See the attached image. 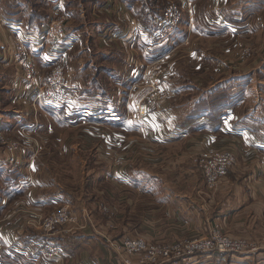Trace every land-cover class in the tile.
Here are the masks:
<instances>
[{"label":"crops","instance_id":"obj_1","mask_svg":"<svg viewBox=\"0 0 264 264\" xmlns=\"http://www.w3.org/2000/svg\"><path fill=\"white\" fill-rule=\"evenodd\" d=\"M5 1L0 0V16L29 32L47 26L48 21L34 18L31 0H9L18 3L13 11ZM169 1L178 2L171 7L179 12L176 23L156 13L162 5L150 0H51L50 13L71 16L65 36L44 46L31 44L28 51L41 83L56 63L65 66L73 99L56 110L35 99L37 89L25 83L11 59L8 38L15 29L0 31V264H139V254L115 249L109 239L139 235L149 243L172 244L214 226L247 237L258 249L202 254L196 264H264V89L250 86L264 81V59L243 71L234 68L226 80L203 91L206 77H199L205 73L191 70L221 63L216 52H230L236 39L264 30V0ZM74 2L81 13L72 9ZM158 59L167 69L162 76L166 103L153 102L149 114L136 120L127 115L126 102L143 80L139 63ZM224 88L227 99L218 106L214 101ZM189 93L192 100L186 102ZM193 104L199 105L190 108ZM10 139L21 143L15 162L6 160ZM156 146L176 147L174 156L181 151L172 160L175 170L155 172ZM205 148L236 156L214 187L197 163L183 156V149L190 155ZM84 157L95 161L86 168L91 181L78 195L59 176L75 172V160ZM66 203L73 210L90 209L93 223L56 235L65 255L48 259L39 249V232L26 220Z\"/></svg>","mask_w":264,"mask_h":264},{"label":"built area","instance_id":"obj_2","mask_svg":"<svg viewBox=\"0 0 264 264\" xmlns=\"http://www.w3.org/2000/svg\"><path fill=\"white\" fill-rule=\"evenodd\" d=\"M191 10V9H190ZM66 14L59 17L53 14L47 26L42 30H24L19 23L7 20L0 16V31L6 32L15 29L8 38L11 59L20 71L25 83L37 89L35 99L43 107L57 108L68 106L73 99L70 83L65 74V66L56 63L51 69L47 80L40 82L34 62L30 58L28 48L31 44L44 46L47 42L61 40L65 36ZM24 33L31 35L25 39ZM29 43V44H28ZM0 46H4L0 41ZM156 60L148 64L145 71V83L134 93L126 104L127 115L136 120L145 118L153 102L166 99L162 91V70ZM134 89L137 87L134 85ZM21 132L26 134L25 128ZM7 140H4L6 142ZM8 156L6 160H18L21 143L18 139L7 142ZM197 165L202 172L209 187H214L227 174L236 163V156L228 150L205 148L197 152ZM103 209H108L104 205ZM28 226L37 230L41 236L39 249L41 254L48 259H60L65 255L63 247L56 239V235L68 231L83 229L93 223V216L89 209L75 212L71 205L61 204L48 213L33 212L26 220ZM115 249L126 250L140 255L139 264H196L195 257L202 254L256 251L258 245L245 236L232 235L218 226L211 227L205 234L194 236L178 243L158 244L149 243L139 235L124 236L120 239H109ZM127 264H128V260Z\"/></svg>","mask_w":264,"mask_h":264},{"label":"rangeland","instance_id":"obj_3","mask_svg":"<svg viewBox=\"0 0 264 264\" xmlns=\"http://www.w3.org/2000/svg\"><path fill=\"white\" fill-rule=\"evenodd\" d=\"M31 1H32L31 4H30L31 7L35 11H38L37 14L39 15V18L42 19V20H45V21H48L49 22V20H50V18H51V16L53 14H56L59 17H61L62 14H66L69 19L71 18L70 15H68L65 11H62L61 12V10H58V12H56V13L55 12L50 13L51 12V4H52L51 3V0H31ZM150 1L151 2H154V5L155 4L162 5V7H158L157 8V11H156V13L157 12H160L159 15H165L168 18H172L173 21H174V23H176L177 20L180 18L178 16V14H179L178 9L177 8H171V7H174V3L175 4L178 3L177 1L176 2L175 1H169V0H167V1L166 0H150ZM10 2L11 1L6 0L4 2V5L3 6L5 8L10 9L11 11H13L14 10V6L15 5H18V3L15 2V3H12L11 4ZM9 4H11V5L9 6ZM65 4H66V2H65ZM74 4H77L76 5L77 7H72V9L74 8L75 9V12H80L81 13V9H80L79 2H74ZM72 5H73V3H72ZM168 7H170L171 9L170 10H166ZM190 9H191V3L188 2L187 3V8H186V10H187L188 13H191V10ZM34 13H32V14H34ZM69 19H67L66 22H65V25L66 26H67V23H68ZM74 21H77L78 22L79 21V18L76 17L74 19ZM187 36L189 38V34H187ZM192 37L190 35V40L194 41V39H192ZM219 54H221V55H219ZM180 55H181V53H178V54L176 53V56L175 57L177 58ZM216 55H217V57L220 56V58L222 59V62L220 61L221 63L216 64V65L215 64L214 65L205 64V65H202V67L199 68V69H196L195 67L191 68V70L193 72L205 73V75H201V77H199L200 80H201V78L206 77V81H205V78L202 81V83H203V85L201 87V90L202 91L205 88H208L212 84H214V82L216 80L217 81H219L221 79H222L221 81L226 80L227 79V75L230 74L232 71H234V68H235V71H243L245 68L246 69L251 68L253 66V63H254L255 59L259 58V59L263 60L264 59V30L258 31L256 33H253L252 32L251 34H248V35H245L244 37H241V38L236 39V47L234 46V48L230 52H227L226 53V50L221 51V49H220L219 52H216ZM176 58H174L169 63V65H171L174 61H176ZM158 60L159 61L156 62V64H159L160 65L161 70H162V75L161 76H163V74L166 72L167 69H165V65L163 63V59H158ZM150 63H148V64H150ZM142 64H144V65H142ZM139 66H140V68L138 70L139 71L138 76L140 77L141 75H143V80L142 81L139 80L138 82L135 83V86L137 87V89L135 90V92L146 82L145 81V77H146L145 76V71H146V68H147L148 65L146 63H139ZM142 67L144 68V72L143 73H140V72H142V69H143ZM237 69H240V70H237ZM252 69L254 70V68H252ZM160 80L162 82V91H163V93L166 94V91H164V87H163L164 77L160 78ZM260 82L261 81H256V80L255 81H251L250 82V86L253 87L256 84L257 87L259 88L260 92L263 93V89H264V83L263 82L264 81L260 84V86H258V84ZM197 83H198V81H197ZM215 84H217V83H215ZM198 90L199 89H197V92H198ZM226 90H227V88H224V89H222V91H220L218 93L217 98L214 101V102L218 103V106H223L221 104L226 101V99H227V97L225 96V94H226L225 91ZM199 92H200V90H199ZM191 97L192 96L189 93V95L187 97H184V98H185L186 102H188L189 100H192ZM181 98H183V97H181ZM247 99H252V97L248 96ZM129 100L126 103H128ZM166 100H167V94H166V99L165 100L164 99L163 100H160L158 103H160V104L163 105V104L166 103ZM205 104L206 103H204V105ZM263 104H264V97H263ZM193 105L194 106H190V108L195 109V108L198 107L199 104H197V105L196 104H193ZM201 105L204 106L203 103ZM194 112L195 111L188 112V114L186 112H184L183 113V116H182V119L188 120L190 118L191 114L194 113ZM213 114L216 115L215 113H213ZM77 134H78V137L77 138L82 139L81 132L80 133L76 132L74 135H77ZM31 136L32 135H30V137ZM34 138H36V136L33 134L32 139H34ZM78 145H80L79 142H78ZM193 147L194 146L189 147V149H191ZM139 148H135L134 151L136 152L137 149H139ZM175 148L176 147L169 148V147H165V146H163V147L162 146H156V149L157 150H156L155 154L154 155H151V158H153L155 160L152 163V164H154L152 168L155 169V172H158V173L163 174L165 171L175 170V167L173 165L172 160L173 159L177 160L179 158L178 155L181 154L180 153L181 151H180L178 154L176 153L175 156L172 155V153H174L173 151L175 150ZM80 150H79V152H80ZM87 151H89V149ZM182 151H186L185 152V155H183V156L189 157L192 161H194L195 163H197V161H195L194 158L196 156L195 153H197L199 151H192L190 153V155L188 154V151L187 150L183 149ZM84 153H85V151H84ZM138 154H140V152H138ZM82 156H84V155L82 154ZM142 159H146L145 156H143ZM94 161H95V159L93 157H91L89 159L85 158V160H82L81 162H78V161L75 160V164H76L75 172L60 171V174L61 175L59 176V179H62L63 180V182L65 184L64 187H67V189L69 191H71V192L74 191V193H77L78 195H82L83 192H85L86 184L91 181V178H88L87 177V169L86 168H88L90 165H92L94 163ZM112 164H113V162H112ZM130 164H131V162L128 163V168L129 169H131L130 168L131 167ZM54 165L58 169H60V167H61L60 166L61 164H59L58 162H55ZM188 166H191V164L188 163ZM81 170H84L83 171L84 172V176L81 173ZM166 181H167V183H166ZM158 183L161 184V185L164 184V183H165V185L171 184V182L169 180H164V179L163 180L162 179H159V182ZM83 186H84V188H83ZM161 188H162V186H161ZM87 195H88V192H87ZM84 209L85 208H81V209L74 210V211L75 212H79V211L82 212ZM86 209H88V208H86ZM90 212H91V210H90ZM42 213H45L46 214L48 212L42 211ZM93 213H96V212H93ZM61 234H63V233L57 234V236H59ZM181 241H176V243L181 242ZM158 244H160V243H158Z\"/></svg>","mask_w":264,"mask_h":264},{"label":"trees","instance_id":"obj_4","mask_svg":"<svg viewBox=\"0 0 264 264\" xmlns=\"http://www.w3.org/2000/svg\"><path fill=\"white\" fill-rule=\"evenodd\" d=\"M34 12H35V13H34V15H33V16H34V18L36 19V21H41L42 19H40V18H39V15L37 14V13H38V11H35V10H34ZM38 234H39V233H38ZM39 237H40V239H41V236H40V234H39Z\"/></svg>","mask_w":264,"mask_h":264}]
</instances>
